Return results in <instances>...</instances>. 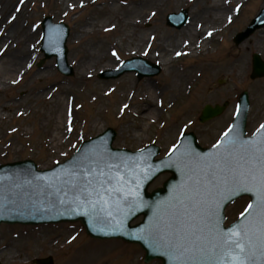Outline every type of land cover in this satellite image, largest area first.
Here are the masks:
<instances>
[{
  "label": "rangeland",
  "instance_id": "rangeland-1",
  "mask_svg": "<svg viewBox=\"0 0 264 264\" xmlns=\"http://www.w3.org/2000/svg\"><path fill=\"white\" fill-rule=\"evenodd\" d=\"M6 1L10 7L0 19V39L16 23L19 31L8 45V50H18L23 45L29 50V60L25 63L27 67L20 77L15 78L16 80H13V74L7 77L12 83L3 84L0 79V164L32 160L37 169H49L72 156L81 142L104 133L108 128L114 131V148L135 151L153 144L159 148L156 158L165 156L177 143L182 132H193L198 144L208 147L217 141L230 124L238 98L243 92L246 93L249 105L246 132H253L264 121V76L254 79L250 77L253 56L258 55L264 61V26L239 42L234 40L260 11L264 12V0H242L239 5L231 4L232 9L235 7V15L226 25L223 21L218 24V21H212L211 16L204 14V8L211 6V0H155L144 6H139L143 0H135L129 6L119 2L114 5L113 13L108 7V0H84L86 2L81 6H78V0ZM4 4L5 0L0 1V7ZM16 7L20 15L13 14ZM183 10L188 16L185 22L176 15L174 23L178 25L167 24L168 14L181 13ZM138 15H141L143 20L137 26L131 24V27L124 28L123 21L117 20L119 17L132 20ZM263 15L256 19V25L264 22ZM112 16L116 20V28L110 32L108 29L100 30L99 25L103 21L108 23ZM46 17L51 20L46 32H52L50 40L43 45L41 23L43 21L44 24ZM191 21L196 27H202V31L192 40L197 42L205 35L209 37V40L205 41L204 49L197 54L191 57L179 56L170 64L163 65L158 61L159 53V59L162 58L163 46L160 44L152 47L153 39H144L146 42L139 48L141 52L130 53L132 44H135L131 41L132 36L136 37L140 33L143 37L154 36L156 42L176 41L175 44L179 45L184 37L176 35L175 32ZM60 22L68 27L65 46L66 61L72 68L69 75L61 73L56 67L61 43L54 40V29ZM90 22H94L92 32H88ZM81 29L86 30L83 35ZM27 31L29 40L24 44H15L14 42L19 41L21 35ZM131 31L134 32L133 35H130ZM211 33L213 35L210 38ZM120 44L125 51L118 50ZM41 46L48 54L46 58L40 50ZM2 48L6 51L7 45ZM181 49H186V46ZM107 51L115 57L117 66L123 59L139 57L158 65L160 72L141 78H138L134 71L125 72L118 78H101L100 73L108 69H105L104 62L98 59ZM153 53L157 56L150 58ZM85 62L88 64L83 67ZM233 64L238 66L237 69H233ZM167 69L181 72L184 80L187 76L186 81L189 83L183 81L185 89L180 91L181 94L171 93L167 96V101L159 105L161 116L155 122H149L139 116L142 111H135V101L126 109L119 110L115 107L113 103L118 98V92L127 91L121 84L124 78L135 90H143L147 81L155 88L161 89L169 82ZM172 79L174 81V78ZM101 86H111L112 89L110 92H103L100 90ZM95 87L100 90L102 96L99 97ZM194 90L198 92L192 97ZM50 91L55 94L52 99L47 95ZM95 96L98 97L97 101L102 100V104L107 107L98 115H94ZM58 97L63 118L65 112L67 115L72 114V119L69 125L64 124L70 132L67 136H62L60 144L55 147L49 141L53 134L49 118L58 117L59 112L52 109ZM223 104L224 109L220 115L205 122L198 120L205 105ZM152 106H155L154 103ZM91 115L99 119V128L96 131H87L85 128ZM136 128L143 129L142 138L138 142L129 140V133L125 131L137 130ZM168 176L169 173H162L148 189L161 186ZM247 202L248 198L243 197L227 206V224L235 219ZM47 256L53 257V264H160L158 260L144 263L143 252L135 244L115 239H92L75 223L40 226L0 224L2 264H34L33 259Z\"/></svg>",
  "mask_w": 264,
  "mask_h": 264
},
{
  "label": "water",
  "instance_id": "water-1",
  "mask_svg": "<svg viewBox=\"0 0 264 264\" xmlns=\"http://www.w3.org/2000/svg\"><path fill=\"white\" fill-rule=\"evenodd\" d=\"M248 34L249 31L239 35L236 41H240ZM65 36L66 31L63 32L62 38ZM262 75L264 63L254 56L252 77ZM222 110V106L207 105L200 119L205 121ZM246 110L247 100L244 92L240 96L239 110L231 124L229 136L222 139L225 143L234 138L251 141L264 136L262 131L253 137H244ZM111 133L84 143L73 157L52 169L37 170L36 165L30 160L1 164L0 223L80 220L91 236L122 237L140 244L145 251V261L159 258L162 264H174L166 250L150 239L147 232L158 213L161 217H167L174 210L176 205L173 199L174 192L186 179V165L190 163V155L209 157L215 149L198 146L194 134L189 133L180 141L173 155L169 154L162 160L153 161V156L158 152L157 148L135 153L114 149L111 147L114 132ZM164 171L170 172L171 176L163 182L162 187L147 193V185ZM109 177L110 180L107 179ZM112 189H119L111 195L114 200L118 198L120 200L129 189L139 193L136 210L130 214L120 212L125 217L123 220L118 217L115 219L113 215L108 216V210L115 212V207L100 204L94 206L92 203L98 200L97 193L106 200L108 195L105 190ZM243 194L250 197V203L256 202V196L251 192L239 194L221 192L217 195L215 204L218 206L214 205L215 213L224 231L246 222L247 217H240L230 226H223L224 208ZM112 199L110 200L115 202ZM94 213L97 216H94ZM140 214L143 215V220L135 226H130L129 222ZM110 221L114 223L108 224ZM257 264L264 262L258 260Z\"/></svg>",
  "mask_w": 264,
  "mask_h": 264
},
{
  "label": "snow or ice",
  "instance_id": "snow-or-ice-1",
  "mask_svg": "<svg viewBox=\"0 0 264 264\" xmlns=\"http://www.w3.org/2000/svg\"><path fill=\"white\" fill-rule=\"evenodd\" d=\"M262 131L264 124L257 133ZM228 136L225 132L224 137ZM212 147L215 152L209 157L190 155L186 179L174 192V210L167 217L158 213L147 235L166 250L174 264L264 262V136L251 141L220 140ZM173 149L169 150L170 156ZM105 191L109 199L97 193L99 198L92 202L94 206L111 205L110 197L119 189ZM221 192H251L256 196V202L249 203L240 213L241 217H247L246 222L227 231L221 229L214 207L218 206L215 200ZM138 197V191L129 189L116 203L115 212L132 213L137 208ZM112 214L109 210L108 215Z\"/></svg>",
  "mask_w": 264,
  "mask_h": 264
},
{
  "label": "bare ground",
  "instance_id": "bare-ground-1",
  "mask_svg": "<svg viewBox=\"0 0 264 264\" xmlns=\"http://www.w3.org/2000/svg\"><path fill=\"white\" fill-rule=\"evenodd\" d=\"M2 1V0H0ZM95 1V0H93ZM150 1L155 2V0H146L143 2L139 3V6H144L147 3H150ZM242 0H211V6L210 7H205L204 8V14L206 16H211L210 18L212 19V21L217 22L218 24H220V21L224 23V25L228 24L229 22H231V18L235 15L233 14V11L235 9V7L230 6L231 4L233 5H239V3ZM86 1L84 0H78L77 4L78 6H81V4L83 5ZM121 3L122 5H127L129 6L130 4H132V2H135V0H108V7L110 8L111 13L114 12V5ZM9 2L5 0V9H3V6L0 7V19L2 18V15L4 13V11L6 9H8V7H10V4H8ZM69 4V1L66 2V5ZM72 4V3H70ZM263 5V4H262ZM230 7V8H229ZM146 12V10H144ZM6 12V11H5ZM133 13V12H132ZM13 14L14 15H20V12L17 11V7L15 10H13ZM263 19H264V15H263ZM119 21H123V25H125L124 28L126 27H131V24L133 26H137L139 23H142L141 21L143 20V17L141 15H138L137 18L134 19H125L123 17H119V19H117ZM2 22L0 23V26L2 28ZM108 25V26H107ZM100 30L102 31H106L108 29V32H110L111 30L113 31V28H116V20L115 18L112 16L111 18L108 19V23L106 21H103L100 25ZM89 27V31L88 32H92L94 29V22H90L88 24ZM117 30L120 31V28H118ZM116 30V31H117ZM17 31H19L17 24H13L12 27L10 28V30H8L5 34L4 37H2L0 39V79L1 82L3 84L5 83H12V81L10 79H8L7 77H11L12 74L15 76L13 80H16L15 78L20 77L25 68L27 66H25V63L29 60V50L25 49L23 47V45H21V47L18 50H13L9 48V44L12 42L13 38H16L17 35ZM202 31V27L201 26H195L194 23L191 21L189 24H186L184 27H180L175 34L176 35H183L182 38L184 37V40L178 45L174 43H168L167 41L165 43H161L159 41H155L154 36H148V37H143L142 33H140L138 36L134 37L132 36L131 41L134 42L135 44H132V48H130V53H139V51L141 52L142 50H139L141 44L145 41L144 39H153L154 43L152 47H155L162 44L163 46V50H162V58L159 59V56L161 53H159L158 56V61L163 63V65H167L170 64L173 60H175V58L179 57V56H193L194 54H197L199 51H202L204 49L205 46V41L209 40V37L207 38L206 35L205 37H203L200 41H194L192 40L196 35H198L200 32ZM84 32H86L85 29H81V35L84 34ZM206 32V30L204 31ZM31 33V32H30ZM134 32L131 31L130 35H133ZM126 35V34H125ZM154 35V34H153ZM213 33H211L210 38L212 37ZM30 36H29V31L25 32L24 34L21 35L19 41L16 40V43H23L26 40H29ZM146 42V41H145ZM169 42H170V38H169ZM7 45V49L5 51L3 47H6ZM186 46V49L182 50L181 48ZM149 49V47L147 48ZM151 49V47H150ZM120 52H123L125 50H123V45L120 44L119 49ZM187 50V51H186ZM127 51V50H126ZM177 53H180V55H177ZM92 54V53H90ZM46 56V55H45ZM85 56V55H84ZM154 53L153 55L150 56V58L154 57ZM157 56V55H156ZM155 56V57H156ZM117 57V54H116ZM255 57H257L259 59V57L257 55H255ZM100 61L104 62V68L108 69L107 72L109 73L108 78H115V77H119L122 74V68H120L119 66L116 65L117 61L115 60V57H113L110 53V51L104 52L99 56ZM144 61H146V59L143 58ZM254 60V59H253ZM31 61V60H30ZM30 61L28 63H30ZM87 61V60H86ZM88 63H83V67H85V65ZM117 66V67H116ZM233 69H237V65L233 64ZM118 68L119 73L116 75V69ZM181 72H177V71H171L170 69L166 70V76L167 79H169V82L165 85V88H155L153 84H151L150 82H145V86L143 88V90H138V89H133L132 85H129L126 81V79L124 78L122 80V85L127 88V91H119L118 92V98L115 100V102L113 103L115 105V107L117 109H126L128 108V106L132 105V101H135L136 103L134 105L135 106V111L139 110V112L142 111V114H140L139 116H141L142 118L148 120L149 122H155L157 120V118H159L161 116V112L158 109L159 105H161L162 103H164L165 101H167V96H170L171 93H175L177 92V95H180V91L184 90V82L186 84H188L189 82L186 81L187 76L185 77L184 80V75L180 74ZM11 75V76H10ZM103 78V77H101ZM174 78V81H172ZM7 79V81H6ZM188 86V85H186ZM109 87V86H108ZM106 88V86H101L100 90H102L103 92H110V90L112 89L111 86L110 88ZM123 87V88H124ZM106 88V89H105ZM96 93H99V97L102 96L103 94L100 92V90L95 87ZM186 91V90H185ZM184 91V94H185ZM197 90H194L192 97L195 96V94L197 93ZM47 95H49L52 99V97L55 95L54 91H50ZM94 100H96V102L94 103L95 106V112L94 115H98L101 114L107 107L102 104V100L97 101L98 97L95 96L93 97ZM49 99V98H48ZM59 97L57 99H55L54 102V107H52V109H56V111H58V117H50L49 120L52 122L51 123V130L53 131V134L51 137H49V141L50 143L57 147L58 144H60L61 142V138L62 136H67V134L70 132V130L68 128H66L64 126L65 125H69L70 120L72 119V114L67 115L64 112V118L62 116V114L60 113V107H59ZM91 100V99H90ZM92 100V102L94 101ZM86 101L88 102V100L86 99ZM143 102V103H142ZM154 103L155 106H152ZM157 103V105H156ZM217 106V105H216ZM222 105H218V107H221ZM6 107V106H4ZM223 107V106H222ZM115 109V108H114ZM203 113V111H202ZM221 114L220 113L214 115V116H218ZM94 115H91L88 119V121H86V130L87 131H96L99 128V119L95 118ZM202 116V115H201ZM212 116V117H214ZM248 116V115H247ZM201 117L198 118V120L200 122H205L202 121L200 119ZM66 119V120H65ZM211 119V117L209 118ZM48 122V119H47ZM247 122V119H246ZM47 124V123H46ZM147 125H150V123H147ZM111 129V128H109ZM137 130L134 129H128L125 130L128 134V139L129 140H135V142H138V140H140V138H142V132L143 129L141 128H136ZM193 134V132H190ZM184 137H182L183 139ZM93 139L89 138V140ZM162 187V186H161ZM244 196L239 197V199L243 198ZM109 199V196L106 200ZM110 199H112L110 197ZM114 200V199H112ZM115 202L111 201V205H109L110 207H115L116 203L119 200V198L117 200H114ZM121 206L125 207V205ZM94 216H97V214H93ZM115 217L118 218H122V220L125 218L124 216H122L120 213L117 214L116 212H113L112 214ZM224 219H227L226 217H224ZM133 220H131L129 222L130 226H135V224L131 223ZM62 223H65L64 221H61Z\"/></svg>",
  "mask_w": 264,
  "mask_h": 264
}]
</instances>
